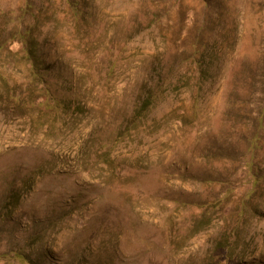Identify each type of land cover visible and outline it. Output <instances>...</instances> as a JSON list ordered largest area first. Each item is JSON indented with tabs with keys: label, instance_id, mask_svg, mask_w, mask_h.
Segmentation results:
<instances>
[{
	"label": "rangeland",
	"instance_id": "obj_1",
	"mask_svg": "<svg viewBox=\"0 0 264 264\" xmlns=\"http://www.w3.org/2000/svg\"><path fill=\"white\" fill-rule=\"evenodd\" d=\"M0 264H264V0H0Z\"/></svg>",
	"mask_w": 264,
	"mask_h": 264
}]
</instances>
